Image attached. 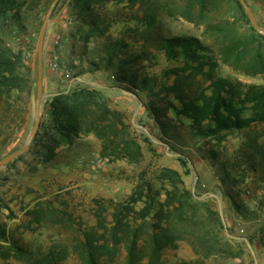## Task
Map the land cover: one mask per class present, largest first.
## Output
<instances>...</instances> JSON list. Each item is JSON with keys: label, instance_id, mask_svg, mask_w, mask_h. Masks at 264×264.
Returning <instances> with one entry per match:
<instances>
[{"label": "trees", "instance_id": "obj_1", "mask_svg": "<svg viewBox=\"0 0 264 264\" xmlns=\"http://www.w3.org/2000/svg\"><path fill=\"white\" fill-rule=\"evenodd\" d=\"M39 2L0 0V18H11L27 31V12ZM66 4L72 44L83 47L77 54L80 64L71 67L74 77L109 73L115 87L142 100L162 141L181 155L186 148L197 150L216 171L219 186L236 211L244 217L259 216L243 194L249 192V180L254 182L262 192L255 194L264 211V141L253 131L264 125V83L216 75L217 62L209 44L198 35L164 28L160 0H68ZM196 6L201 10L199 17L204 10L227 9L228 16L211 26L226 62L246 58L259 47L251 46L264 40V34L253 26L241 36L233 32L236 23H250L240 0L169 2L167 12L171 17L180 11L193 18ZM253 59L258 61L254 67L263 65L259 53ZM199 75H204L201 81ZM33 85L34 69L25 60L24 51L0 38V107L11 110L23 95L29 103ZM48 111L49 118L42 120L26 154L30 157L26 160L28 172L72 166L85 151L97 150L110 162L125 160L138 165L144 160L141 140L125 112L112 106L102 89L78 86L58 90L48 102ZM233 135L241 139L236 149L231 147ZM89 138L98 149H89ZM181 162L188 167L189 161L181 158ZM36 192L29 188L22 194L7 193L0 188V258L5 264H61L66 259L65 253L31 246L23 239L25 231L35 229V222L72 220V214L54 198L37 197ZM201 206L207 204L197 200L179 170L163 166L153 178L142 171L125 199L94 200L91 217L96 222L84 231L76 247L87 264H98L100 256L113 259L121 246L126 264H140L145 258L161 264L162 251L176 247L178 240H187L197 254L210 257L216 248L213 229L205 225V219L211 217L219 228L222 220L210 207L206 208L208 216H201ZM18 218L22 222L13 225L11 221ZM203 257L178 264H206Z\"/></svg>", "mask_w": 264, "mask_h": 264}, {"label": "rangeland", "instance_id": "obj_2", "mask_svg": "<svg viewBox=\"0 0 264 264\" xmlns=\"http://www.w3.org/2000/svg\"><path fill=\"white\" fill-rule=\"evenodd\" d=\"M66 1L59 0L55 6L52 17L57 19L49 26L47 42L44 51L43 80L44 101L42 108V120L49 118L48 102L58 90L69 89L78 86L95 87L102 89L110 98L112 106L125 112L127 121L131 124L133 131L141 140L144 160L138 165H130L125 160L110 162L102 159L97 150L98 145L93 138H89L94 153L85 151L83 156L74 165H63L57 168L43 169L38 173L28 172V160L30 157L23 154L26 159L17 158L8 165L0 168V188L7 193L17 192L22 194L29 188L37 190L36 196L54 198L57 204L72 214V220L67 223H53L48 220L42 224L34 223L33 228L23 233V239L31 246H38L44 250L52 247L62 254L66 259L61 264H87L81 257L76 247L84 231L89 229L96 220L91 217V208L97 198H114L123 200L128 196L136 183L137 176L142 171L150 178L154 177L156 171L163 166L173 167L179 170L184 177L186 185L196 194V198L207 207L218 212L222 227L219 228L214 219H205V225L213 229L212 242L215 251L210 257L197 254L187 240H178L176 247H166L162 251L161 264H178L181 260H194L203 257L206 264H264V211L258 204L255 193L262 194L256 189V184L249 180L247 193L243 194L246 203L255 210L259 216L244 217L230 204L220 188V181L216 171L208 161L201 158L194 148H186L184 155L171 149L160 139V131L146 110L142 100L132 93L117 88L111 81L109 73L97 72L87 76L74 77L73 63L80 64L77 56L83 49L81 44L73 46L70 38V23ZM54 0H41L38 7L29 9L26 25L28 30H21L11 18L4 20L0 18V38L8 42L16 50L24 51V58L31 63L34 69V85L30 102L23 95L16 100L11 110L0 107V159L21 148L34 125L33 104L37 95L38 55L37 45L43 24L50 12ZM164 5L160 8V21L169 32L190 33L198 35L214 51L217 62L216 75L240 80L244 83H264V40L256 42L251 46H259L253 49L246 58L237 62H226L218 48V36L211 26L223 20L227 9L204 10V15L199 17L200 7L196 6L193 18L182 15L179 11L177 16L171 17L167 12L169 2L184 3L187 0H160ZM252 7L259 24L264 26V1L247 0ZM248 15V14H247ZM249 17V15H248ZM250 23H236L233 32L241 36L247 32ZM257 30V29H256ZM258 31V30H257ZM259 32V31H258ZM260 33V32H259ZM56 39L60 43H56ZM73 49L77 52L75 53ZM259 53L263 65L257 68L258 61L255 55ZM58 63V67H55ZM204 75H199L197 80L201 81ZM100 86H99V85ZM261 141H264V125L253 128ZM241 139L235 135L231 136V147H239ZM30 150V149H29ZM22 155V156H23ZM181 158L189 161L186 168ZM246 188V187H245ZM33 196V195H32ZM30 196L29 198H32ZM207 207L199 209L201 216H208ZM21 217H27L20 211ZM22 222L21 218L12 220L13 225ZM0 264H4L0 261ZM9 264H24L11 261ZM98 264H126V253L124 248L119 247L116 256H100ZM140 264H154L150 258H145Z\"/></svg>", "mask_w": 264, "mask_h": 264}, {"label": "water", "instance_id": "obj_3", "mask_svg": "<svg viewBox=\"0 0 264 264\" xmlns=\"http://www.w3.org/2000/svg\"><path fill=\"white\" fill-rule=\"evenodd\" d=\"M59 0H54L50 12L43 24L42 30L40 32L38 45H37V55H38V76H37V95L34 100L33 104V116H34V125L30 134L25 142V144L15 150L14 152L10 153L9 155L0 159V168L8 165L12 161L16 160L17 158L21 157L23 154L29 151L31 145L35 139L37 131L39 130L42 122V108H43V101H44V80H43V62H44V51L45 45L47 42V32L49 26L57 19L56 17H52L53 10L57 5ZM242 3L245 11L249 15L250 19L252 20L255 29H257L260 33L264 34V26L259 24L255 17V13L252 7L248 4L247 0H240Z\"/></svg>", "mask_w": 264, "mask_h": 264}, {"label": "built area", "instance_id": "obj_4", "mask_svg": "<svg viewBox=\"0 0 264 264\" xmlns=\"http://www.w3.org/2000/svg\"><path fill=\"white\" fill-rule=\"evenodd\" d=\"M56 43L59 44L60 43V40L59 39H56ZM54 65H55V67H58V63H55Z\"/></svg>", "mask_w": 264, "mask_h": 264}, {"label": "crops", "instance_id": "obj_5", "mask_svg": "<svg viewBox=\"0 0 264 264\" xmlns=\"http://www.w3.org/2000/svg\"><path fill=\"white\" fill-rule=\"evenodd\" d=\"M68 11V10H67ZM87 76V75H86ZM99 85V84H98ZM100 86V85H99ZM100 89V88H99ZM16 220V219H15ZM0 261H2L5 264V261L0 258Z\"/></svg>", "mask_w": 264, "mask_h": 264}]
</instances>
